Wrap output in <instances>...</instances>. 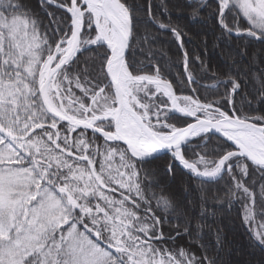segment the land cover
<instances>
[{"label": "snow or ice", "instance_id": "6c2138e0", "mask_svg": "<svg viewBox=\"0 0 264 264\" xmlns=\"http://www.w3.org/2000/svg\"><path fill=\"white\" fill-rule=\"evenodd\" d=\"M38 4L0 0V264H225L222 228L215 247L202 242L216 216L205 186L221 181L216 206L239 202L264 254V0ZM202 12L220 30L213 47L225 46L211 68L172 20ZM162 32L190 94L156 62ZM162 157L169 176L199 183L165 194L152 167ZM184 236L199 254L176 245Z\"/></svg>", "mask_w": 264, "mask_h": 264}, {"label": "trees", "instance_id": "16d2710c", "mask_svg": "<svg viewBox=\"0 0 264 264\" xmlns=\"http://www.w3.org/2000/svg\"><path fill=\"white\" fill-rule=\"evenodd\" d=\"M29 2L33 9L40 11L38 0H29ZM153 3H159V0H153ZM172 20L174 22H179L185 27V32L187 33L184 38L185 47L188 49L191 56L194 57L199 55L207 62L210 68L222 63L219 52H221L225 46L222 43L220 48L213 47L214 39L217 35H219L220 30L216 20L211 17L208 12H202L201 18L198 20H190L187 16L177 17L176 15L172 16ZM241 23L244 24L245 22L241 21ZM152 31H156V29L152 28ZM159 35L161 39L158 41V44L154 46L158 49L155 53L156 62L162 64L165 69H170V74L167 76V78L172 80L174 87L183 88V94H190L188 91L189 86L181 83L183 80V67L182 64L179 63L181 56L177 43L172 39L170 33L168 32H162L159 33ZM189 37L191 39H189ZM205 37L207 38V46L204 44ZM235 43L236 41L233 40V44ZM205 47H207L206 55ZM256 47L259 48L261 46L257 44ZM214 50H217V54L213 53ZM85 55H88V53H85ZM137 59L144 60L145 56L137 52ZM190 68L194 73H197V78L200 79V76L203 75L201 71V65L198 62H194L190 64ZM145 71L150 70L145 69ZM200 83L209 85L212 83V81L208 77H204V79H200ZM206 91L207 90L205 88H200L201 93H206ZM77 95H79L78 91ZM215 139L216 138L213 137V140ZM166 160L167 157H162L160 161L152 165V167L156 169L160 186L165 188V194H167L168 191H171L175 195L182 197L183 185L186 184L189 186H195L199 182L193 180L185 171L181 170L180 168H177L175 176H169L164 170V164ZM224 183L225 181H221L219 184H208L205 186V193L209 198V202L206 204V207L214 210L216 212V216L215 218L208 216L204 221L206 225H210L212 227L213 231L210 232L207 228H205L202 242L215 247L214 229L219 226L224 232V244L219 255L225 264H240L242 261H246V259H252L250 260L252 264H259V261L264 258V254H262L259 248L255 247L251 242V236L248 228L241 219L242 209L240 203L234 202L230 209L227 204H225L223 207L216 206L215 197L224 195ZM156 190L159 191L160 189L158 188ZM192 196H198V192L195 191V189L192 191ZM199 212L200 209L199 206H197L194 210V214L198 216ZM261 222V218L257 216L254 226L259 225ZM176 223L178 222L172 220L170 223L165 224V233L167 234L169 232V228ZM172 234L175 235V233ZM189 240V237L184 236L178 239L175 243L178 247H190L192 251L199 254L200 249L197 246L198 242L192 238V243L190 244ZM236 241L242 247L241 253L230 257L227 253L232 251Z\"/></svg>", "mask_w": 264, "mask_h": 264}, {"label": "bare ground", "instance_id": "6f19581e", "mask_svg": "<svg viewBox=\"0 0 264 264\" xmlns=\"http://www.w3.org/2000/svg\"><path fill=\"white\" fill-rule=\"evenodd\" d=\"M214 54H217V50H214V52H213ZM241 250H242V247L238 244V242L236 241L235 243H234V246H233V248H232V251L229 253H227L230 257H232V256H236V255H238V254H240L241 253Z\"/></svg>", "mask_w": 264, "mask_h": 264}, {"label": "rangeland", "instance_id": "374dc122", "mask_svg": "<svg viewBox=\"0 0 264 264\" xmlns=\"http://www.w3.org/2000/svg\"><path fill=\"white\" fill-rule=\"evenodd\" d=\"M220 53V52H219ZM250 260H252V259H250ZM249 259H246V261L244 260V261H242L240 264H247V262L248 261H250ZM254 260V259H253ZM256 264V263H255Z\"/></svg>", "mask_w": 264, "mask_h": 264}]
</instances>
